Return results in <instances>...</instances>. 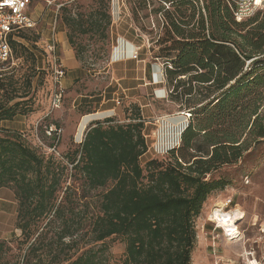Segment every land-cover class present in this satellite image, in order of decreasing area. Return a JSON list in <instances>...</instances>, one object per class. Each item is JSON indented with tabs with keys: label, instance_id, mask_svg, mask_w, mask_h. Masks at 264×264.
I'll list each match as a JSON object with an SVG mask.
<instances>
[{
	"label": "trees",
	"instance_id": "1",
	"mask_svg": "<svg viewBox=\"0 0 264 264\" xmlns=\"http://www.w3.org/2000/svg\"><path fill=\"white\" fill-rule=\"evenodd\" d=\"M202 5L178 0L172 12L161 15L157 57L165 62L171 101L187 113L179 144L167 159L141 166L147 145L138 113L127 124L94 123L79 148L66 155L79 187L103 190L80 254L70 253L77 248L78 229L71 203L76 187L65 184L67 167L38 154L17 134L0 137V189L12 188L18 204L20 264H117L106 254L112 237L124 244L120 264H191L195 220L206 199L227 186L211 175L237 164L264 140V11L237 23L221 0ZM23 32L15 37L24 39ZM10 47L15 59L28 50L12 39ZM4 75L0 123L21 113L24 97ZM9 244L0 241V262Z\"/></svg>",
	"mask_w": 264,
	"mask_h": 264
},
{
	"label": "rangeland",
	"instance_id": "2",
	"mask_svg": "<svg viewBox=\"0 0 264 264\" xmlns=\"http://www.w3.org/2000/svg\"><path fill=\"white\" fill-rule=\"evenodd\" d=\"M46 1L31 0L29 15L36 25L22 33L26 39L15 37L28 50L0 68L3 79L11 78L18 94L24 96L18 108L21 113L0 123V137L17 134L38 154L52 155L67 167L65 184L76 187H72L76 192L71 203L76 214L73 229H78L77 248L70 253L80 254L88 246V225L103 190L88 192L79 187V176L71 170L66 155L79 148L89 127L106 119L112 125L127 124L138 113L147 145L140 159L143 168L149 161L166 160L186 127L187 113L169 97L165 62L157 57L160 47L156 45L161 37V15L172 12L178 0H69L58 10ZM203 1L198 0L200 8ZM262 5L261 12L264 0ZM95 20L98 24L90 28ZM52 43L56 62L48 54ZM58 67L63 75L55 79ZM56 94L61 98L54 107ZM210 178L224 179L227 186L206 199L195 220L191 264H264V140L237 164L222 167ZM227 200L232 202L229 207ZM237 206L243 218L235 222L237 234L226 238L211 222L212 213L216 209L233 212ZM17 208L13 189H0V241L10 242V251L0 264L22 262ZM105 247L110 263L120 264L124 258L121 239L109 238Z\"/></svg>",
	"mask_w": 264,
	"mask_h": 264
},
{
	"label": "built area",
	"instance_id": "3",
	"mask_svg": "<svg viewBox=\"0 0 264 264\" xmlns=\"http://www.w3.org/2000/svg\"><path fill=\"white\" fill-rule=\"evenodd\" d=\"M69 0H48L47 5L55 6L58 9L63 7ZM229 9L234 20L241 23L262 9V0H221ZM31 8V0H0V68L9 63L13 59V52L10 47V39L15 40V36L20 31L32 30L36 22L29 15ZM48 54L53 62L57 61L55 54V45L52 43L48 46ZM63 72L60 67L55 69V79L61 78ZM61 96L56 94L53 98V106L57 107L60 103ZM187 116V115H186ZM231 200H227L225 205L229 207ZM227 209V208H226ZM216 212V215L214 213ZM232 214L221 209H216L212 213V223L214 227L222 230L223 235L228 237L235 236L233 231L224 229L221 226L222 214ZM219 216V217H217ZM219 218V219H217ZM236 226V225H235Z\"/></svg>",
	"mask_w": 264,
	"mask_h": 264
},
{
	"label": "bare ground",
	"instance_id": "4",
	"mask_svg": "<svg viewBox=\"0 0 264 264\" xmlns=\"http://www.w3.org/2000/svg\"><path fill=\"white\" fill-rule=\"evenodd\" d=\"M214 215H216V212L214 213ZM217 217H219V216H217ZM242 218H243V216L240 213L238 206H237L231 215L230 214H226V215L222 214L220 221L222 222L221 225L223 226L224 229L230 228V230L233 231L232 234L235 235V234H237V230H236L237 228L235 226V222L237 220L242 219ZM217 219H219V218H217Z\"/></svg>",
	"mask_w": 264,
	"mask_h": 264
}]
</instances>
